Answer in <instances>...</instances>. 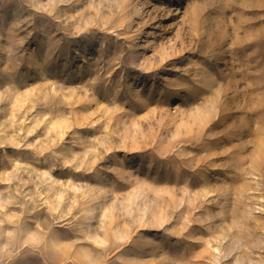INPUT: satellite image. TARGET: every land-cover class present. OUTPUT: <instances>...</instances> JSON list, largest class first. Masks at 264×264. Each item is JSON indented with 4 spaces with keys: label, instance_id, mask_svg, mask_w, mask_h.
Wrapping results in <instances>:
<instances>
[{
    "label": "rangeland",
    "instance_id": "rangeland-1",
    "mask_svg": "<svg viewBox=\"0 0 264 264\" xmlns=\"http://www.w3.org/2000/svg\"><path fill=\"white\" fill-rule=\"evenodd\" d=\"M0 264H264V0H0Z\"/></svg>",
    "mask_w": 264,
    "mask_h": 264
}]
</instances>
